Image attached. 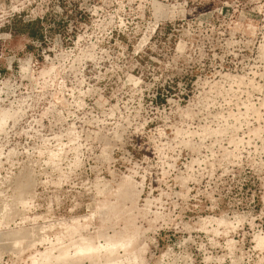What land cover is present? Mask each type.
I'll list each match as a JSON object with an SVG mask.
<instances>
[{
    "label": "rangeland",
    "instance_id": "rangeland-1",
    "mask_svg": "<svg viewBox=\"0 0 264 264\" xmlns=\"http://www.w3.org/2000/svg\"><path fill=\"white\" fill-rule=\"evenodd\" d=\"M42 262L264 264V0H0V264Z\"/></svg>",
    "mask_w": 264,
    "mask_h": 264
},
{
    "label": "bare ground",
    "instance_id": "bare-ground-1",
    "mask_svg": "<svg viewBox=\"0 0 264 264\" xmlns=\"http://www.w3.org/2000/svg\"><path fill=\"white\" fill-rule=\"evenodd\" d=\"M40 240H41V239H40ZM42 240H43V239H42ZM15 243H16V242H15ZM89 243H90V242H89ZM89 243H88V244H89ZM92 246H93V244H92ZM111 247H112V246H111ZM77 248H78V247H77ZM92 249H93L92 247H90V246H86V247H84V248H78V252H80V251H84V250L90 252V250H92ZM107 249H108V248H107ZM65 250H66V249H65ZM76 250H77V249H76ZM95 250L98 252L97 248H95ZM95 250H94V251H95ZM66 251H67V250H66ZM66 251H65V252H66ZM94 251H93V252H94ZM59 252H60V251H59ZM65 252H64V254H67V253H65ZM75 252L77 253V251H75ZM42 253H43V252H42ZM85 253H87V252H85ZM91 253H92V252H91ZM91 253H90V254H91ZM58 254H59V253H58ZM77 254H78V253H77ZM81 254H82V253H81ZM83 254H84V253H83ZM87 255H89V254L87 253ZM40 256H41V255H40ZM44 256H45V254H44ZM57 256H58V255H57ZM62 256H64V255H62ZM45 257H46V256H45ZM48 257H49V256H48ZM66 257H67V256H66ZM43 258H44V257H43ZM45 259H47V257H46ZM43 260H44V259H43ZM60 260H62V259H60ZM47 261H50V260L47 259ZM54 261H55V258H54ZM55 262H56V261H55ZM36 264H43V262H42V263H36ZM44 264H45V263H44ZM52 264H53V263H52Z\"/></svg>",
    "mask_w": 264,
    "mask_h": 264
},
{
    "label": "trees",
    "instance_id": "trees-1",
    "mask_svg": "<svg viewBox=\"0 0 264 264\" xmlns=\"http://www.w3.org/2000/svg\"><path fill=\"white\" fill-rule=\"evenodd\" d=\"M36 22H38V21H35V22H32V23H28V25H32V24H34V23H36ZM28 35H29V36H34L33 33H28Z\"/></svg>",
    "mask_w": 264,
    "mask_h": 264
}]
</instances>
